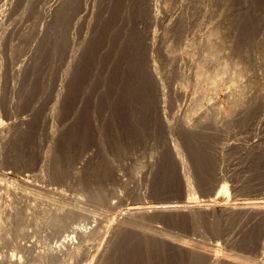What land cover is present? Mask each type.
Returning a JSON list of instances; mask_svg holds the SVG:
<instances>
[{
    "label": "rangeland",
    "instance_id": "1",
    "mask_svg": "<svg viewBox=\"0 0 264 264\" xmlns=\"http://www.w3.org/2000/svg\"><path fill=\"white\" fill-rule=\"evenodd\" d=\"M26 2L4 27L16 26ZM62 9L32 80L15 79L8 55L20 30L0 47V97L19 102L8 112L0 100V127L13 124L0 140V204L19 202V181L36 175L30 181L67 195L42 191L41 207L61 200L82 210L61 233L38 221L22 235L20 217L9 221L0 261L16 253L21 264H210L206 254L216 251L264 264V210L226 209L264 201V0H68ZM193 195L211 201L209 211L130 220L123 211ZM73 227L82 233L51 254Z\"/></svg>",
    "mask_w": 264,
    "mask_h": 264
},
{
    "label": "bare ground",
    "instance_id": "2",
    "mask_svg": "<svg viewBox=\"0 0 264 264\" xmlns=\"http://www.w3.org/2000/svg\"><path fill=\"white\" fill-rule=\"evenodd\" d=\"M39 1L41 0H28V2H26V5H24L23 7V12L20 14V16L18 15L19 18H15L14 19H17V22H15V20L13 22H15L14 25V28H9L8 26L12 27L13 25H8L7 27H4V25L6 26L5 21L7 20V17H9V15L11 14L12 10L14 11V7L17 6L18 3V0H0V47L2 45H5L4 41L6 40L7 41V38L9 39L8 36H11L13 35L15 32H17L16 30H20L19 33L17 32V35H18V39L22 41V43L16 45L15 43H12L11 45V48H10V52H8L11 57H10V61L12 62V65H13V73L14 75L16 76L15 79H22L23 81L25 79H28L29 77L31 78V80L33 79L34 77V74L35 73L34 71L36 70V66H37V63L36 61L34 60L36 57V54H38V52L40 53L41 49H42V46H44L43 42H44V39L46 40V33L48 32H51L52 29L55 27L56 30H57V26H58V22H59V13L64 10L62 9L63 7V4L68 1V0H45L46 2L43 3L42 7H40V9L37 11V13L34 15L35 17H33L32 19V23L31 24H26L27 22H29L28 19H25L27 15L31 14L33 11L32 9L34 8L33 6L35 4H37ZM41 3V2H40ZM20 5V4H19ZM38 5V4H37ZM41 6V5H40ZM62 9V10H61ZM20 10V9H19ZM66 10V9H65ZM18 11V10H16ZM63 13H65L64 11H62ZM16 14V13H15ZM17 16V15H15ZM31 17V18H32ZM62 18V16H60ZM64 17V16H63ZM60 18V19H61ZM12 20V19H11ZM11 22V21H9ZM17 23V24H16ZM60 23V22H59ZM10 24V23H9ZM12 24V22H11ZM51 25V26H50ZM60 25V24H59ZM50 26V27H49ZM48 27H49V31H48ZM55 30V29H54ZM55 30V31H56ZM54 32V31H53ZM57 32V31H56ZM51 34V33H50ZM46 35V36H45ZM53 35V33L50 35V37ZM49 36V34H48ZM49 37V38H50ZM55 37H58V34L57 36ZM54 37V38H55ZM11 38H13L11 36ZM15 38H16V35H15ZM11 40V39H10ZM9 40V41H10ZM14 40V38L12 39ZM52 40V39H51ZM55 40V39H54ZM18 41V40H17ZM19 41V42H21ZM48 41V40H47ZM50 41V40H49ZM49 41H48V45H49ZM4 43V44H3ZM8 44V42H6ZM55 43V42H54ZM47 44V43H46ZM45 44V45H46ZM57 44V43H56ZM10 46V45H9ZM52 46V44H51ZM4 47V46H3ZM50 47V45H49ZM55 47V45H54ZM9 48V47H8ZM45 49V46L43 47ZM49 49V48H48ZM50 50V49H49ZM53 50V49H52ZM1 51H2V47H1ZM0 51V52H1ZM46 51V49H45ZM54 51V50H53ZM56 51V50H55ZM259 51V50H258ZM6 52V51H4ZM237 52V51H236ZM4 54V53H3ZM7 54V52H6ZM5 54V55H6ZM52 54V53H50ZM54 54V53H53ZM254 54V53H253ZM39 55V54H38ZM42 55V54H41ZM256 55V54H255ZM43 56H45L43 54ZM42 56V57H43ZM54 56V55H53ZM3 57V56H2ZM1 58V57H0ZM9 58V57H8ZM6 58V59H8ZM56 58V57H55ZM233 58V57H232ZM5 59V60H6ZM42 59V58H41ZM54 59V57H53ZM1 60H4L1 59ZM0 60V62H2ZM56 60V59H55ZM54 60V61H55ZM9 61V62H10ZM35 61V62H34ZM249 61V59H248ZM41 62V61H40ZM39 62V63H40ZM51 63V62H50ZM46 64V63H45ZM1 65V64H0ZM3 65V63H2ZM1 65V66H2ZM52 65V64H51ZM50 65V66H51ZM0 66V67H1ZM4 66V65H3ZM8 66V64L6 65ZM11 66V65H10ZM48 66H49V63H48ZM49 66V67H50ZM256 67V66H255ZM7 68V67H6ZM3 69V67H2ZM5 69V68H4ZM45 69V68H44ZM48 69H52V68H48ZM7 70V69H6ZM12 69L10 68L9 71H11ZM43 70V69H42ZM46 71V69H45ZM1 72H3L1 70ZM40 72V71H39ZM49 73V71H48ZM10 74V72H9ZM8 74V75H9ZM1 75V73H0ZM3 75V74H2ZM13 75V74H12ZM10 75V76H12ZM46 76V74H44ZM236 75V74H235ZM50 76L51 77H46L47 80H48V84H51L52 80H53V72H50ZM6 77V76H5ZM232 77V76H231ZM230 77V78H231ZM1 78V77H0ZM3 78V76H2ZM1 78V79H2ZM9 78V77H7ZM0 79V80H1ZM9 79H12V78H9ZM16 81V80H15ZM14 81V83L16 84V82ZM21 81V80H20ZM44 81V80H43ZM9 82V81H8ZM12 82V81H11ZM51 82V83H49ZM6 83V82H5ZM1 85H3L2 83H0ZM7 84V83H6ZM9 84V83H8ZM7 84V85H8ZM13 84V83H12ZM0 85V87H1ZM12 86V85H11ZM9 87V86H8ZM7 88V87H6ZM1 89V88H0ZM11 89V88H10ZM49 88L47 87V90ZM242 89V88H241ZM2 90V89H1ZM5 90V89H4ZM240 90V89H239ZM7 91V90H6ZM9 91V90H8ZM15 92V90H13ZM17 91V90H16ZM3 92V91H2ZM249 92V91H248ZM5 93V92H3ZM11 93V92H10ZM46 93V92H45ZM49 94V93H48ZM233 94V93H232ZM253 94V93H252ZM8 95V94H7ZM46 95V94H45ZM254 95V94H253ZM264 95V94H262ZM261 95V96H262ZM239 96V95H238ZM2 97V95H1ZM0 97V100L1 102H3V104L5 105V103H7L9 101V103H7V105H5L4 107L6 108V110H9L10 109H13L14 108H17L19 106V102L17 99L15 98H10L8 101L5 100L4 98L2 99ZM45 97V96H44ZM263 97V96H262ZM48 98V97H47ZM247 98V97H246ZM252 99V98H251ZM3 100V101H2ZM236 101V100H235ZM239 101V100H238ZM227 102V101H226ZM237 102V101H236ZM41 103V102H40ZM40 103H38L37 105H39ZM54 103V102H53ZM257 103V102H256ZM227 104V103H226ZM231 104V102H230ZM234 104V103H233ZM237 104V103H236ZM235 104V105H236ZM242 104V103H241ZM34 106V105H33ZM234 106V105H233ZM247 106V105H246ZM36 107V106H35ZM34 107V109H35ZM262 108V107H261ZM260 108V109H261ZM33 109V110H34ZM221 110V109H220ZM223 110V109H222ZM221 110V111H222ZM12 111V110H10ZM17 111V110H16ZM247 111V110H246ZM28 112V111H27ZM4 113V112H3ZM222 113V112H221ZM2 114V113H1ZM258 114V113H257ZM264 114V113H263ZM10 115V114H9ZM12 116V115H10ZM17 116V115H16ZM6 117V116H5ZM258 117V116H257ZM262 118V116H260ZM4 118V117H3ZM10 118V117H9ZM259 118V117H258ZM1 120V119H0ZM30 120V119H29ZM28 120V121H29ZM27 119L26 121H23L22 124H25L28 122ZM258 121V120H257ZM2 121H0V124H1ZM256 121H254V124H255ZM261 121L259 120V123ZM264 122V120H263ZM17 123V122H16ZM262 123V122H261ZM4 124V123H3ZM20 124V123H18ZM21 124V125H22ZM248 125V124H247ZM257 125V124H256ZM261 125V124H260ZM13 127V124L12 122H7L6 125H3L0 127V140L1 142L3 140H7V133L10 132V130L12 129ZM250 127V126H249ZM252 127V126H251ZM17 128H19L17 126ZM260 129V127H259ZM236 134V133H235ZM237 138V137H236ZM4 141V142H5ZM0 142V143H1ZM7 142V141H6ZM2 144V143H1ZM4 146L5 145H8L3 143ZM2 147V146H1ZM7 147V146H5ZM4 148V147H2ZM0 148V149H2ZM7 148H5L6 150ZM4 151V150H3ZM2 152V151H1ZM3 153V152H2ZM4 154V153H3ZM2 154V155H3ZM0 158H1V155H0ZM2 159V158H1ZM3 164V163H2ZM230 165V164H229ZM4 167V166H3ZM8 168V167H7ZM229 168V167H228ZM232 168V167H231ZM6 169V168H5ZM7 170V169H6ZM10 171V169H9ZM7 172V171H5ZM35 175V174H34ZM26 176V175H25ZM4 177V176H3ZM21 177V176H20ZM24 177V176H23ZM21 177V178H23ZM33 177L35 178V176H28L25 177L27 178L26 180H20L19 182L21 183V188L24 190L23 192L20 193V199H19V202L15 201V199L13 198L12 200H7L5 201V205H2L0 204V241L2 240V242H8L9 239L6 238V236L8 237L10 231H11V228H10V224H9V221H13V220H16L20 217V224H21V228L22 230L21 233L19 234H26L27 233V228H30L28 227V224H32V225H37V228H38V221H41V222H44L43 224L48 226L49 229L53 232H58V233H61L65 228H67L68 226H70V224L72 223V220L74 218V216H76V214L78 212H80V210H82V207L79 205V206H69V205H66L64 204H59L61 200H65L67 198V195L64 193V191L62 192L61 190H58L56 191L57 189L55 188V190H51V189H48L46 187H44L43 185H38L37 181H35L34 183L30 180L33 179ZM40 178V177H38ZM2 179V177H1ZM9 178H7V181H8ZM37 179V177H36ZM2 180H6V179H2ZM12 180V179H11ZM35 180V179H34ZM40 180V179H39ZM4 182V181H3ZM13 182V181H12ZM17 182V181H15ZM39 182V181H38ZM8 183V182H7ZM46 183V182H45ZM3 184V183H2ZM13 184V183H12ZM18 185V184H17ZM52 185V184H51ZM228 185V184H227ZM227 185H222L221 189L222 191L221 192H224V191H227V188L229 189V187H227ZM1 182H0V187H1ZM6 186V185H5ZM13 186V185H11ZM16 186V185H15ZM53 186V185H52ZM4 187V185L2 186ZM1 187V188H2ZM51 187V186H50ZM8 190H9V195H11V193H16L15 191L12 192L11 190H14V189H10L9 186H7ZM12 188V187H11ZM264 188V187H263ZM18 189V188H17ZM0 190H6V189H0ZM27 190H30V191H27ZM7 191V190H6ZM42 191L45 192V196H49V194H53L52 196H58V199H61L59 200V203L56 205H52V206H46V207H41V205L39 204L40 203V200L42 199V196H41V193ZM43 192V193H44ZM219 192V191H218ZM0 193H3V192H0ZM228 193V192H227ZM221 194V193H220ZM218 194V196L220 195ZM225 195H227L226 193H224ZM1 195V194H0ZM8 195V196H9ZM70 195V194H69ZM229 195V194H228ZM2 196V195H1ZM5 196V195H4ZM192 196V195H191ZM196 196V195H195ZM193 195L192 198H187V201L186 202H182L181 204L179 203H162V204H153V205H147V204H143V203H138V204H133L131 206H127L126 208L123 209V211H125V214L127 215V217L130 219H132L133 216H147L151 213H160V214H172V213H185V212H188V213H193V212H206V211H209V206L210 203L204 205H200L197 204V196L195 197ZM13 197V196H12ZM15 197V196H14ZM50 197V196H49ZM48 197V199H49ZM72 197V196H71ZM195 197V198H194ZM227 197V196H226ZM9 198V197H8ZM7 198V199H8ZM53 198V197H52ZM50 197V199H52ZM6 199V198H4ZM11 199V198H9ZM18 199V198H16ZM46 199V198H45ZM72 199V198H71ZM103 199V198H102ZM101 199V200H102ZM264 199V198H263ZM53 200H56V199H53ZM75 200V199H74ZM242 201H237V202H234L232 204H230L226 209L227 210H234L236 208H239L240 210L242 209H254V210H264V201H259V200H249V199H241ZM71 201V200H70ZM229 201V200H228ZM236 201V200H235ZM42 202V201H41ZM57 202V201H56ZM74 202V201H73ZM107 202V201H106ZM49 203V202H48ZM70 203V202H69ZM78 203V202H77ZM199 203V202H198ZM215 203V202H214ZM217 203V202H216ZM228 203H231V202H228ZM53 204V203H52ZM125 206V205H124ZM213 206V204H212ZM223 206V205H222ZM214 207V206H213ZM226 207V206H225ZM211 209V208H210ZM222 210V209H221ZM225 210V209H224ZM226 210V211H227ZM214 211V210H212ZM215 212V211H214ZM224 212V211H223ZM228 213V211H227ZM261 214V213H260ZM126 218V217H125ZM22 220H24L25 222H22ZM138 220V219H137ZM40 222V223H41ZM130 223V222H129ZM42 224V223H41ZM42 227V226H41ZM40 227V228H41ZM47 227V228H48ZM32 228V227H31ZM34 228V227H33ZM32 228V229H33ZM36 229V228H35ZM34 229V230H35ZM69 229V228H68ZM81 228H77V227H73L72 228V231H69V234L66 235V236H63L61 241L60 242V245H57V247H54V248H51L49 251L51 252V254H54L58 251L61 250L62 247H65L68 245L69 242H71L72 239L75 238L76 235L78 234H81L82 231L80 230ZM29 230V229H28ZM31 230V229H30ZM33 230V231H34ZM40 230V229H38ZM43 230V229H42ZM47 230V229H45ZM36 231V230H35ZM65 231V230H64ZM161 231V230H160ZM47 232V231H46ZM45 232V233H46ZM156 232V231H155ZM48 233V232H47ZM51 233V232H50ZM159 233V232H158ZM71 234H73L71 236ZM157 234V233H156ZM36 235V234H35ZM61 235V234H60ZM21 236V235H20ZM29 236V235H28ZM77 237V236H76ZM59 238V237H58ZM160 238H163V240H166L167 242H171V241H168L170 240L169 238H167L166 236L162 235L160 236ZM259 239V238H258ZM262 239V238H261ZM260 241V240H259ZM0 243V244H3V243ZM10 243V241H9ZM36 243V242H35ZM6 244V243H5ZM4 244V246H5ZM24 244V243H23ZM57 244V243H56ZM172 244L174 246H176L177 248H181V249H185V250H188V251H191L192 253H195L198 255H204L206 253H203L199 250V248H192L190 246H188L187 244H185L184 242H178V243H175V242H172ZM218 244V243H217ZM216 244V245H217ZM9 245V244H8ZM21 246V249H23L22 251L24 252V250H28L29 249V246H26V245H20ZM219 246V245H218ZM1 247V245H0ZM35 247V246H33ZM215 247V245L213 246ZM36 249V248H35ZM17 250V249H16ZM38 250V249H37ZM213 250V249H212ZM257 250V249H256ZM3 252V251H2ZM7 252V251H6ZM20 252V251H19ZM207 252V251H206ZM262 252V251H261ZM26 253V252H25ZM33 253V252H32ZM48 253V252H47ZM61 253V252H60ZM38 254V253H37ZM49 254V253H48ZM50 254V255H51ZM6 255V254H5ZM4 255V256H5ZM11 255V254H10ZM9 255V256H10ZM14 256H12V259L10 260H3V261H0V264H21L22 263V260H21V257L19 256V254L17 255V257L19 256L20 259H16V253L14 254ZM24 255V254H23ZM36 255V254H35ZM45 257H46V253H44ZM26 256V255H25ZM52 256V255H51ZM55 256V254H54ZM207 256V259L209 261L210 264H255L253 262H251L249 259H246L244 258L243 260H240V261H234L232 258L230 257H225V256H222L221 254H218L216 251H212L208 254H206ZM40 257H44L43 255H41ZM203 257V256H202ZM1 258V257H0ZM11 258V257H10ZM23 258V257H22ZM33 258V257H32ZM53 258V256L51 257ZM256 258V257H255ZM262 258V257H261ZM6 259V258H5ZM9 259V258H8ZM34 259V258H33ZM47 259V258H46ZM264 259V258H263ZM2 260V259H1ZM48 260V259H47ZM24 261V260H23ZM43 261V260H42ZM95 262V261H94ZM93 262V264H94ZM255 262V261H254ZM261 262V261H260ZM30 263V262H29ZM36 263V262H35ZM31 264V263H30ZM33 264V263H32ZM98 264V263H97ZM257 264V262H256Z\"/></svg>",
    "mask_w": 264,
    "mask_h": 264
}]
</instances>
